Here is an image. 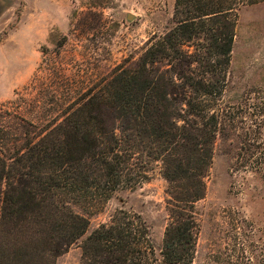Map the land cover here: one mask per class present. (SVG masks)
Listing matches in <instances>:
<instances>
[{
    "label": "trees",
    "instance_id": "trees-1",
    "mask_svg": "<svg viewBox=\"0 0 264 264\" xmlns=\"http://www.w3.org/2000/svg\"><path fill=\"white\" fill-rule=\"evenodd\" d=\"M263 2L174 0L172 28L132 68L74 101L0 105V264H55L80 241L81 264H156L138 216L118 210L81 240L89 221L73 206L142 186L157 163L170 198L161 261L193 264L238 12Z\"/></svg>",
    "mask_w": 264,
    "mask_h": 264
},
{
    "label": "rangeland",
    "instance_id": "rangeland-1",
    "mask_svg": "<svg viewBox=\"0 0 264 264\" xmlns=\"http://www.w3.org/2000/svg\"><path fill=\"white\" fill-rule=\"evenodd\" d=\"M173 9L174 0H0V105L33 96L78 99L115 67L132 68L172 28ZM218 108L221 131L205 196L195 205L193 264H264V2L238 12ZM25 116L32 120L30 111ZM169 199L154 164L142 186L118 191L100 207L73 206L89 221L81 240L124 210L145 225L156 264H163ZM80 243L55 264H81Z\"/></svg>",
    "mask_w": 264,
    "mask_h": 264
},
{
    "label": "water",
    "instance_id": "water-1",
    "mask_svg": "<svg viewBox=\"0 0 264 264\" xmlns=\"http://www.w3.org/2000/svg\"><path fill=\"white\" fill-rule=\"evenodd\" d=\"M132 19V16L128 15L127 20L130 21Z\"/></svg>",
    "mask_w": 264,
    "mask_h": 264
}]
</instances>
